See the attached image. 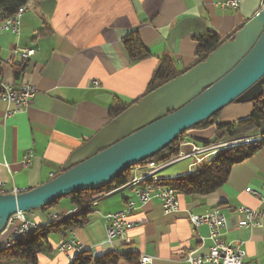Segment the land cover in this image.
I'll list each match as a JSON object with an SVG mask.
<instances>
[{"label":"crops","instance_id":"1","mask_svg":"<svg viewBox=\"0 0 264 264\" xmlns=\"http://www.w3.org/2000/svg\"><path fill=\"white\" fill-rule=\"evenodd\" d=\"M223 1L29 0L19 33L0 34V87L30 84L36 90L30 105L12 116L7 113L14 106L0 99V181L4 189L23 192L57 176L73 151L108 123L113 102L130 105L144 95L163 60L171 61L177 71L190 67L197 37L213 33L226 39L264 4V0H240L238 9L232 10L221 8ZM133 34L147 50V58L132 61L125 50L123 40ZM27 49L34 53L22 59L20 51ZM23 66L24 73L15 78L14 71ZM230 108L228 115L229 108L206 127L190 130L186 138L214 141L216 124L248 118L252 103ZM222 116L228 122H222ZM250 138L261 141L264 136L254 133ZM236 140L225 136L216 144ZM25 153L31 154L27 166L23 165ZM184 162H188L185 168L163 173L165 169L156 177L174 179L189 174L193 167H189L190 161ZM132 170L134 178L146 168L136 165ZM248 189L261 197L247 193ZM129 201L135 203L127 217L133 225L126 234L129 242L110 245L104 218L125 210ZM177 201L178 211L165 213L158 199L140 203L130 187L122 186L94 198L82 227L50 232L33 263L11 264H70L74 256L69 260L58 251V245L72 237L82 246L83 255L92 259L111 252L118 256L133 252L148 257V264H186L188 254L206 256L214 244L209 226H194L190 217L210 215L214 209L225 220L219 240L240 247L245 252L243 264H264V217L259 226L240 227L243 215L238 211L245 208L264 214V144L235 164L216 191L203 196L180 194ZM73 211L77 208L70 199H62L52 208L25 217L42 228L49 216L65 218ZM10 233L7 229L0 243ZM0 264L6 263L0 260ZM116 264L129 263L120 258Z\"/></svg>","mask_w":264,"mask_h":264},{"label":"water","instance_id":"2","mask_svg":"<svg viewBox=\"0 0 264 264\" xmlns=\"http://www.w3.org/2000/svg\"><path fill=\"white\" fill-rule=\"evenodd\" d=\"M263 95L264 4L204 61L108 121L73 151L57 176L27 191L0 194V236L14 215L101 189L226 106L252 103Z\"/></svg>","mask_w":264,"mask_h":264},{"label":"trees","instance_id":"3","mask_svg":"<svg viewBox=\"0 0 264 264\" xmlns=\"http://www.w3.org/2000/svg\"><path fill=\"white\" fill-rule=\"evenodd\" d=\"M28 1L29 0H0V13L4 15V18L11 17L18 8L25 6ZM240 28L241 27H239L226 39H220L213 33H206L203 36L197 37V48L194 56V62L190 67L185 68L182 71H177L173 63L168 59L163 60L154 72L143 96L180 76L194 65L204 61L214 49L225 41L231 39ZM123 45L132 61H139L147 58L148 56L147 50L142 46L135 34L124 39ZM24 69L25 66L20 67L18 71L15 70L14 77H20V75L24 73ZM139 99H136L132 103ZM128 106L129 105H124L117 101L113 102L109 107V121L118 116L121 112L128 108ZM217 116L218 114L212 117L210 119L211 122L207 120L195 128L206 127L209 123H212ZM188 132L178 137L170 147L162 150L160 153L138 165L164 161L171 156L176 155L180 149L179 146L184 143H194L206 146L216 144L225 136L227 139H243L250 137V135L254 133H259L261 136H264V95L252 102V112L248 118L228 124H216V137L212 142L199 141L188 137L186 138L185 135H187ZM263 144L264 139L257 142L252 141L247 144L223 148L193 167L189 174L174 179H159L154 183V185L156 187L172 189L175 192L176 197L180 194L201 196L208 195L216 191L226 182L230 169L235 164L241 163L254 155L263 146ZM131 170L132 168L125 170L111 184L101 189L77 192L67 197H63L51 205L43 208L49 209L56 206L62 199H70V202L77 208V211L76 214L66 216L58 222L47 223L45 227L39 228L37 231H32L26 236L20 237L11 248L0 251V260H3L6 264L18 261L33 263L36 255L40 252L41 248L47 241V235L50 232L59 230L67 232L71 229L82 227L85 223L86 214L90 212L91 202L94 198L99 195L113 192L114 190L125 186L132 179ZM145 183L152 184V181L148 179L144 182V184ZM120 258L124 259L129 264H139V257L133 252L125 253L122 256H118L116 253L111 252L95 259H92L88 255H83V252H81V254L74 258L70 264H116Z\"/></svg>","mask_w":264,"mask_h":264},{"label":"built area","instance_id":"4","mask_svg":"<svg viewBox=\"0 0 264 264\" xmlns=\"http://www.w3.org/2000/svg\"><path fill=\"white\" fill-rule=\"evenodd\" d=\"M240 0H224L220 7L224 9L236 10L239 7ZM26 8L19 16L12 17L9 24L5 28H0V34L3 32H9L11 34H18L20 31L21 18L23 17ZM34 49L21 50L20 56L22 59H27L33 55ZM36 90L30 84H22L19 88L13 86H1L0 99L7 104H12L14 108L10 110L7 115L12 116L17 113H21L25 108L30 105L35 98ZM232 142L233 145H241V140ZM179 151L176 155L164 161L150 162L145 165V173L141 176H145L152 181L149 185H140V187H130L136 198L140 203H146L151 199H158L162 205L165 213H175L178 211V201L175 192L170 188L156 187L154 183L159 180L156 174L163 171L170 166H173L179 162L190 161V168L195 167L205 158L215 154L222 149V143L213 145H196L194 143H184L179 146ZM186 149V150H184ZM31 159L30 153H25L23 156V165H29ZM129 187V182L125 185ZM0 190L2 193L7 194L4 189V183L0 181ZM19 191L16 189L11 193L17 194ZM247 193L260 198L261 195L253 190L248 189ZM135 209V203L129 201L125 210L108 214L105 216V230L107 243L110 245L114 241H123L128 243L129 240L126 237L127 231L130 230L133 225L127 221L128 215ZM239 213L243 215V220L239 222L240 227L252 228L259 226L264 214L259 210H249L240 208ZM76 214V211H73ZM26 214L19 213L14 215L8 222L7 228L10 229V234H18L22 236L23 233L29 231H37L40 227L35 222L29 221ZM64 216L53 214L49 216L48 222L52 219H63ZM190 222L197 226L202 223H206L210 229V237L214 240V244L211 247L209 253L206 256H195L192 253L188 254L185 258L186 264H243L245 259V252L238 246H230L224 244L219 240V230L224 226L225 220L219 209H214L210 215L203 217H190ZM8 239V238H7ZM74 250H83L82 246L73 237L61 241L58 245V251L66 255L69 260L74 256ZM150 259L148 257H139V264H148Z\"/></svg>","mask_w":264,"mask_h":264},{"label":"bare ground","instance_id":"5","mask_svg":"<svg viewBox=\"0 0 264 264\" xmlns=\"http://www.w3.org/2000/svg\"><path fill=\"white\" fill-rule=\"evenodd\" d=\"M25 8H26V5L18 8L17 11L11 17H7V18H4V15L2 13H0V28H5L9 24L11 18L21 15V13L24 11ZM258 139L259 138H248L245 140H241V145L250 143L252 141H259L260 139L259 140ZM233 146H235V145H233L232 143H222V149L226 148V147H233ZM148 179L149 178H147L145 176L134 177L129 182V187H140V185H149L148 183L144 184V182ZM18 193H20V191ZM0 194H4V193H2L0 190ZM58 220L59 219H52L48 223H54V222H57ZM31 232L32 231L25 232L22 234V236H26V235L30 234ZM22 236H18V234H11L9 236L10 238L6 242L0 243V251L11 248L15 244V242L18 241L19 238ZM82 251L83 250H74V258L78 257Z\"/></svg>","mask_w":264,"mask_h":264},{"label":"rangeland","instance_id":"6","mask_svg":"<svg viewBox=\"0 0 264 264\" xmlns=\"http://www.w3.org/2000/svg\"><path fill=\"white\" fill-rule=\"evenodd\" d=\"M246 104H250V103H246ZM237 105H240V104H235V103H232V104H230V105H228V106H226L220 113H222V114H224L223 112H225V110L227 109V108H229L228 110H226V112H225V115H228V113L231 111V108L230 107H232V106H237ZM243 105H245V104H243ZM225 117L226 116H222V122H228V121H224L225 120ZM242 120V119H241ZM216 123H218V121H216ZM226 124H228V123H226ZM248 138H250V137H247L246 139H248ZM187 163L188 162H184V163H182V162H179L178 164H175L174 166H170L169 168H167L163 173H168V172H174V171H176V170H180V168L182 167V166H184V168L186 167V165H187ZM8 229V228H7ZM7 229H6V231H7ZM5 231V232H6ZM4 242V241H3ZM82 256V255H81Z\"/></svg>","mask_w":264,"mask_h":264}]
</instances>
